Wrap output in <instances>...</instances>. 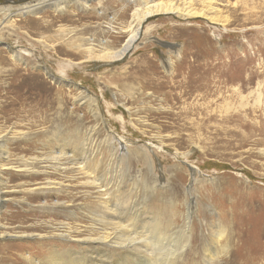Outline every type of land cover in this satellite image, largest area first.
Segmentation results:
<instances>
[{
    "label": "rangeland",
    "instance_id": "1",
    "mask_svg": "<svg viewBox=\"0 0 264 264\" xmlns=\"http://www.w3.org/2000/svg\"><path fill=\"white\" fill-rule=\"evenodd\" d=\"M13 1L0 0L1 17L33 0ZM144 1L66 0L0 25V264L82 254L75 235L97 206L87 182L104 177L111 212L137 215L151 248L188 240L169 264H264V0H191L218 22L154 15L122 59H92L126 40ZM58 65L63 83L44 73L59 78ZM59 150L88 156L92 174L53 169ZM65 222L78 229L66 241Z\"/></svg>",
    "mask_w": 264,
    "mask_h": 264
},
{
    "label": "bare ground",
    "instance_id": "2",
    "mask_svg": "<svg viewBox=\"0 0 264 264\" xmlns=\"http://www.w3.org/2000/svg\"><path fill=\"white\" fill-rule=\"evenodd\" d=\"M190 1L191 0H185L183 3V6H179L172 0H169V1L145 0L144 1L145 3L142 7L135 8L134 16H133L134 19L129 25V30H128L126 40L117 48L103 47V49L100 50L99 52H94L92 51V49H90V56L94 57L92 59L99 58L101 60H106V61H116V60L122 59L125 54L131 51L132 47L135 45L136 41L138 40L141 32L146 33L148 31L149 29L148 25H145L146 27L144 28L142 27V24L145 21V19H147L148 17L154 16V15L173 14L183 19L201 17L209 21L210 23L218 22V17L215 15V13L214 15L213 14L210 15L206 13L204 10H200V9L197 10V8L195 9L194 7H192L193 5L190 4L191 3ZM64 4H66V0H33L28 3L22 4L21 5L22 7H19L17 12H14V13L7 12L2 17L0 16V25L4 23L6 19L15 15V13L22 14V15L32 13L36 15L37 13H39L46 7H51V8H54L55 10H60L65 7ZM7 47L13 59L17 61L22 60L21 58L18 57V54L16 51H14L13 49H10L8 45ZM64 66L58 65L57 67L58 74L60 75L59 78L52 77L53 75H51V73H49L48 71L44 73L49 78H51V80L53 79L52 81H55L57 83H63V80H61L60 78L65 73ZM70 84L73 85L72 83ZM90 100L92 101V99L89 97L88 101ZM95 114L97 115V112ZM102 134H103L105 142H108L111 139L106 133L103 132V130H102ZM119 145H120V148L123 149V151L125 150V155L130 152V150L126 148L124 144H118V146ZM115 147L116 146L113 145V151ZM47 158L53 161V163L51 164V167L55 170L57 169L73 170L74 172H77L78 174L80 173L86 174L87 172H89L87 175L92 174V171H89L90 169L88 168L87 160L90 159L88 156H84L83 158H80V159H83L81 162L78 161L77 157L75 158V156L73 155H72V158H70V160H65L64 154H62L61 150H59L56 153L52 152V155ZM125 159L127 158L126 157L121 158V160L123 161ZM35 160L36 159H31L30 162L27 161L26 164H24L22 167H24L25 170L27 171L29 169V166H32ZM65 163L67 167L65 166ZM101 180L102 181L100 182L99 181L97 182L96 180L87 182L93 188H97L96 190L97 191V197H96L97 206H95V208H93L92 206L91 207L89 206L87 208L88 211L85 210V212H89L92 215L91 217L92 223H91V226H90L91 228L89 230L88 235L81 236L80 235L81 232L75 235V237L78 238L80 242H83L84 244H86L82 248L83 253L74 254V256L73 255L66 256L65 247H64V250L63 248L62 250L61 249L59 250V248L58 250L52 249L49 252L48 257L45 260V264H87L88 260H95V259H99V261H97V262H101L99 264H104V263L105 264H156L155 262L157 261L159 262V264H169L171 255L181 254L183 249L187 246L186 244L188 240L185 241V245H182V249L179 247V248H176L175 250L168 251L166 254H163L161 251L162 246L161 247L158 246L159 247L158 248V247H154L153 245V247L151 248L150 246L152 244L150 243L148 238L144 237L143 232L138 231L135 228L134 219L137 217V215H135V218L134 216L132 218L131 217L126 218L122 216V214H117L113 211L111 212L112 209L110 208L109 205H107L106 199L115 197V189H112L110 185H108V183L111 184L110 180L108 179L105 180V177L102 178ZM103 180L107 181L108 183L104 184ZM47 184L50 185L51 183H47ZM58 185L60 186V183H58ZM58 189H60V187L59 188L57 187L56 190ZM86 196H89V195L86 194L85 196H83V198H86ZM68 198L70 202L72 203L74 202V197L69 196ZM79 206L80 204L78 205V207ZM66 207L71 208L72 204L66 203ZM82 207L85 209L84 204L82 205ZM73 215L74 213L70 211L68 218L73 220V218H75ZM62 225H63V227L61 226L63 228L62 232L63 234H65L62 236V239L66 241V231H67V233L69 234L68 239L71 240L73 232L74 231L77 232L78 229L73 226L72 222L71 223L65 222ZM92 233H95V235H93ZM101 245L103 246L102 248L104 250L96 249V246L99 247ZM89 252H90V257H88L87 255ZM154 252L158 253L157 258H154Z\"/></svg>",
    "mask_w": 264,
    "mask_h": 264
},
{
    "label": "water",
    "instance_id": "3",
    "mask_svg": "<svg viewBox=\"0 0 264 264\" xmlns=\"http://www.w3.org/2000/svg\"><path fill=\"white\" fill-rule=\"evenodd\" d=\"M6 1H11V2H13V3H16V1H13V0H6ZM22 1H24V0H22Z\"/></svg>",
    "mask_w": 264,
    "mask_h": 264
}]
</instances>
